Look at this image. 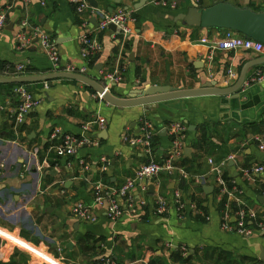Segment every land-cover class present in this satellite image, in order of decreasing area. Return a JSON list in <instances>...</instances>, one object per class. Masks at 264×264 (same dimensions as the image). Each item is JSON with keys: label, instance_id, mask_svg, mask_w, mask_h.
Returning a JSON list of instances; mask_svg holds the SVG:
<instances>
[{"label": "crops", "instance_id": "crops-1", "mask_svg": "<svg viewBox=\"0 0 264 264\" xmlns=\"http://www.w3.org/2000/svg\"><path fill=\"white\" fill-rule=\"evenodd\" d=\"M26 1L0 0V12H6L7 20L0 33V67L5 69L0 70V78L51 73L52 65L40 42L30 39L29 28L22 27L25 21L39 26L54 42L58 71L86 69L84 75L96 82L117 74L121 81L106 90L118 100L131 99L145 86L193 90L215 84L227 88L237 82L245 64L264 57L241 50H217L222 30L190 28L170 18L191 7L207 8L223 0H175L176 10L156 6L151 0H121L120 4L92 0L100 12L108 13L111 8L112 14L129 15L126 35L109 28L97 33V18L89 12L79 14L74 0H46L44 6L38 0ZM225 1L264 12V0ZM19 35L25 38L22 48ZM84 35L95 37L102 47L92 69L81 53ZM102 57L97 72L95 66ZM263 66H253L247 72L235 96L179 98L128 108L108 104L79 81L23 84L40 103L21 124L14 118L18 104L14 90L22 85L0 86V264H106L107 260L110 264H264V235L245 238L222 229L224 212L232 214L235 202L226 195L222 201L217 199L208 162L211 159L217 165L233 157L223 172L242 191V202L264 213V176L247 180L242 175L245 168L264 164V154L253 142L255 136L264 134V82L249 84ZM229 71L237 77L229 80ZM96 116L106 126L104 130L94 128L89 135L95 145L79 149L70 158L57 156L62 137L80 136L81 127ZM144 121L151 123L159 136L157 152L146 153L123 140L127 133L139 135ZM171 124L187 129L182 154L174 163L176 169L145 180L143 189L133 192L132 209L116 197L123 214L111 222L106 216L107 202H94L93 185L116 190L141 166L163 161L162 157L174 150L168 129ZM200 128L205 131L201 141ZM35 149L38 156L32 153ZM186 149L191 150L188 157ZM102 158L110 162L106 174L100 172ZM43 160L48 169L39 168ZM81 160L88 170L79 167ZM52 171L56 175H51ZM201 177L203 183L199 184ZM149 186L153 194L148 193ZM176 192L184 205L180 212L174 200ZM158 197L168 203L163 215L155 210ZM77 204L90 207L96 222L75 219L72 211Z\"/></svg>", "mask_w": 264, "mask_h": 264}, {"label": "built area", "instance_id": "built-area-1", "mask_svg": "<svg viewBox=\"0 0 264 264\" xmlns=\"http://www.w3.org/2000/svg\"><path fill=\"white\" fill-rule=\"evenodd\" d=\"M41 6H44L46 0H38ZM77 5V12L79 14L90 13V16H94L97 18V27L96 32H102L109 28L110 25L115 26L121 34L126 35L128 30V24L130 21V17L128 14L124 12H120L117 14H108L104 12H100L97 9L91 8L86 0H74ZM26 2H29L28 0ZM151 3L162 7L164 9L176 10L177 3L175 0H151ZM6 12H0V33L6 27ZM22 27L29 28L30 31V39L36 38L40 42L41 50L49 59L51 65L57 71L59 70V55L57 48L50 38L48 34H46L39 26H31L27 21L22 24ZM21 40L20 48L24 47L25 38L22 35L18 36ZM202 43H205V40H201ZM81 43V53L82 57L85 58L87 63L89 60L98 56L102 47L97 41V39L91 38L88 35H84L80 38ZM215 49L220 51H244L248 53H253L258 56H262L264 54V45L260 42L254 41L252 39L246 38L236 32L233 31H223V34L215 44ZM66 73L71 74H80L84 75L86 73V69L81 70L80 72H74L73 70H69ZM237 75L232 71H229L228 78L234 79ZM109 83H118L121 81V78L117 74L108 75L105 79ZM264 82V66L259 69L255 75L250 79L249 84H262ZM46 87V84H45ZM14 94L17 97L18 104L15 108L14 118L16 124H21L26 116L31 114L35 109L39 106V100L35 99L32 94L27 90L25 86H18L14 90ZM98 98L103 100L100 95ZM106 124L105 121L100 117H93L92 120L86 122L81 127V135H65L62 137L60 144L57 146L56 155L62 156L66 158H70L74 156L77 151L83 147H92L95 145V141L93 138L89 137L90 134H93L92 131L94 128L99 130H104ZM172 141L174 144V150L172 153L165 158V160L161 162L150 161L148 164L141 166L135 176L133 178H129L126 182L116 190H107L105 186L100 183L93 185V197L94 202L97 204H102L103 202H107V210L106 216L107 218L115 223L122 217V209L119 207L116 202V197L121 198L126 206L129 209H132L134 206V195L133 192L137 189H143V182L145 180H151L156 178L159 173L162 171L171 172L174 171L175 168V160L178 156L182 154V140L185 138V134L187 133L186 127L181 124H171L168 127ZM139 135H130L125 134L123 136V140L126 144L133 147H141L146 153L152 152V139L156 135V132L148 121H144L140 128ZM56 136H53L52 139H55ZM253 142H255L262 153L264 154V134H259L253 138ZM34 156H38V150L35 149L33 152ZM233 160V157H229L227 160L222 161L220 164H215L213 160L209 159L208 162L212 166V173L215 178V186L217 188V199L222 201V196H228L233 198L235 210L232 214H228L224 212L222 218V229L226 232L237 234L239 236L249 238L254 234L264 235V213L257 212L254 209H251L249 206L242 202L241 196L242 191L237 187L233 180H226L224 178L223 168L226 166L228 161ZM78 165L83 170H88V167L85 165L84 161H78ZM70 163L68 167H70ZM49 168V164L46 160H43L39 163V168ZM110 170V162L106 158H102L100 160V172L102 174L108 173ZM242 175L247 180H253L256 176H264V164L253 165L251 167H247L242 170ZM183 176L186 177L185 172H183ZM199 184L203 183V178H198L197 180ZM230 185V186H229ZM262 185V193L264 195V178L261 181ZM174 200L177 205L178 211L180 212L184 205L181 199V196L178 192L174 194ZM155 203L156 213L159 215H163L168 212V203L162 198L158 197ZM232 207V206H231ZM72 216L81 222L86 223H94L96 222V216L93 214V211L90 207L77 204L72 211ZM183 250L184 249H180ZM106 264H110V261L107 260Z\"/></svg>", "mask_w": 264, "mask_h": 264}, {"label": "water", "instance_id": "water-1", "mask_svg": "<svg viewBox=\"0 0 264 264\" xmlns=\"http://www.w3.org/2000/svg\"><path fill=\"white\" fill-rule=\"evenodd\" d=\"M110 1L114 4H120L121 2V0ZM88 2L93 8L96 7L92 0H88ZM107 11L108 14L113 13V9L111 8H108ZM170 18L174 23H181L183 26L190 28L233 31L264 45V12H256L249 7H239L229 2L217 1L207 8L201 9L197 7H191L186 13L171 15ZM109 29L117 34H120V31L113 25H110ZM103 60L104 58L102 57L100 62L95 66V70L97 72L101 71ZM260 64H264V57L245 64L239 73L237 82L233 86L227 88H216L215 84H203L200 88L193 90H178L168 86H145L136 95L128 100H118L108 93L106 86L113 85V83H109L106 80L96 82L86 75L71 74L60 71L53 72L54 69L52 66L48 70V72H51L49 74H45L43 76L19 77L10 79L0 78V84L23 85L48 82L56 79H69L82 82L93 88L105 102L114 107L128 108L179 98H192L201 96H235L242 88L247 76V72L253 66ZM164 133L165 132L163 131L160 134L164 135ZM190 152V149H186L184 151L185 156L188 157ZM111 164V170H113L114 161H112ZM50 174L56 175V172L52 171ZM204 191L208 192L210 190L204 188ZM148 193L153 194L152 186L148 187Z\"/></svg>", "mask_w": 264, "mask_h": 264}, {"label": "trees", "instance_id": "trees-1", "mask_svg": "<svg viewBox=\"0 0 264 264\" xmlns=\"http://www.w3.org/2000/svg\"><path fill=\"white\" fill-rule=\"evenodd\" d=\"M223 2H226L225 0H223ZM253 11H256V12H258L257 10H253ZM99 60V57L98 56H94V57H92L90 60H89V68H94V65L97 63V61ZM0 70L1 71H5V69L3 68V67H0ZM138 75V74H137ZM3 84H0V86H2ZM10 86V85H9ZM199 133H200V135H201V137H200V141L202 140V137L204 138V134H205V131L203 130V128H200L199 129ZM172 138V137H171ZM158 141H159V136H158V134H156L154 137H153V139H152V151H155V152H157L158 150H159V146H158ZM199 141V142H200ZM163 159L162 160H165V157H162ZM185 162H187V160L185 159L184 160ZM187 170V169H186ZM104 177V176H103ZM105 178V177H104ZM224 178L226 179V180H233V179H231V177L229 178V177H227V175L224 173ZM104 182H106L105 180H104ZM108 182H110V179L108 180ZM184 185H185V180H182L181 182H180V187L181 188H183L184 187ZM230 186V185H229ZM232 211H234L235 210V207L234 206H232Z\"/></svg>", "mask_w": 264, "mask_h": 264}]
</instances>
